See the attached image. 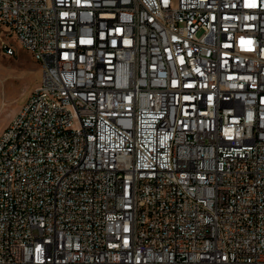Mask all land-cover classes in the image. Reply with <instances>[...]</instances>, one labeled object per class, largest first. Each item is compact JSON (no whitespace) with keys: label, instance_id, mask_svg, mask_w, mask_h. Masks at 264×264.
<instances>
[{"label":"built area","instance_id":"2783aa9c","mask_svg":"<svg viewBox=\"0 0 264 264\" xmlns=\"http://www.w3.org/2000/svg\"><path fill=\"white\" fill-rule=\"evenodd\" d=\"M16 46L0 264H264V0H0Z\"/></svg>","mask_w":264,"mask_h":264},{"label":"rangeland","instance_id":"374dc122","mask_svg":"<svg viewBox=\"0 0 264 264\" xmlns=\"http://www.w3.org/2000/svg\"><path fill=\"white\" fill-rule=\"evenodd\" d=\"M16 49L13 56L0 49V137L41 77L40 64L25 49Z\"/></svg>","mask_w":264,"mask_h":264}]
</instances>
